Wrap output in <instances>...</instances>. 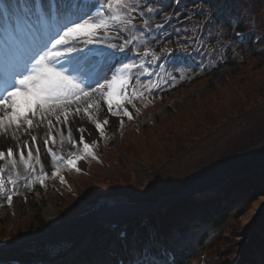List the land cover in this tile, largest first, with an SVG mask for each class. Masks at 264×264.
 <instances>
[{
    "label": "snow or ice",
    "instance_id": "6c2138e0",
    "mask_svg": "<svg viewBox=\"0 0 264 264\" xmlns=\"http://www.w3.org/2000/svg\"><path fill=\"white\" fill-rule=\"evenodd\" d=\"M161 10L147 0H11L7 5L0 0V140L10 137L15 141V151L13 147L0 148V201L6 199L7 205H12L20 180L26 181V188L45 184L50 177L44 171L42 154L51 157V178L66 183L65 168L80 172V162L98 159L97 140L88 142V129L77 127L78 123L87 121L105 138L108 114L120 118L122 127L124 117L133 118L126 105L138 113L134 101L158 89L164 82L162 75L175 81L167 64L181 59L176 53H188V45L177 41L173 48L165 43L158 52L150 46L152 40L158 45L167 39L170 33L164 31L165 26L173 15H180L168 14L161 22H152L151 16ZM175 31L179 34L181 29ZM186 39L191 42L190 37ZM198 43L203 45V41ZM82 44H103L108 50L84 51ZM195 51L203 55L199 47ZM97 56L99 60H95ZM117 63L111 78H106ZM141 77H146V82L142 83ZM22 135L30 141L22 140ZM38 139L42 143L38 144ZM57 143L71 146L66 158L54 150ZM117 264L158 261L146 247Z\"/></svg>",
    "mask_w": 264,
    "mask_h": 264
},
{
    "label": "trees",
    "instance_id": "16d2710c",
    "mask_svg": "<svg viewBox=\"0 0 264 264\" xmlns=\"http://www.w3.org/2000/svg\"><path fill=\"white\" fill-rule=\"evenodd\" d=\"M229 1L184 0L180 4L178 13L180 12V18L184 23L189 20L205 19L208 24L211 21L219 31H222L221 35L230 40L233 48L228 46L231 51L218 49L210 57V63L203 69L186 68L183 77L175 80L169 88L161 92L160 98L165 100L181 90L188 89L193 84L209 78L211 73L220 67L226 68L229 82L224 83L221 90L211 89L202 97L187 98L184 104L167 118L166 128L164 127L166 122L145 125V121L141 133L136 135L133 131L135 140L132 145L134 147L122 150L124 158L113 155L119 163L112 166V174L120 175L121 182L117 183L114 180L110 187L100 182H93L89 196L95 197L97 194L110 190L121 195L125 202L137 197L139 198L134 202H153L158 197L157 185L164 186L160 181L163 174L168 175L173 169H182L184 180L181 182H179L180 178L173 176L163 179L167 185V190L163 193L174 192L195 178L206 174L217 163L234 155L236 151L247 145L251 146L259 139V136H261L260 139L264 136L263 133L260 135L259 130L251 132L252 129L264 124V51L256 52L251 42L239 43L232 38L231 23L241 14L243 6L242 0H235L232 4ZM250 2L254 7L253 14L257 20L256 29L260 31L264 45V0ZM201 7H204L206 11L204 14L198 13ZM256 7L258 8L255 9ZM202 41V47L205 49L207 46L219 47L217 35H212L207 40L203 36ZM140 115L142 116L141 112ZM142 117L144 120L148 119L146 113ZM133 128L125 127L126 134H129ZM199 145L203 148L197 156L195 149ZM208 147L213 154L204 157L203 152ZM188 151H191V155L187 157L185 154ZM131 156L142 162L150 160V167L146 169L148 173L146 181L140 179L134 172ZM188 160L190 165L184 167ZM262 186H264V171L255 172L245 178L231 180L226 185L224 198L216 197L194 206H191V200H186L171 207L167 212L160 213L157 219L160 226H163L161 227L163 230L166 226L168 228L172 226L177 240L173 239L171 243L178 245L180 256L198 250L221 255L228 251V241L223 236L226 229L230 227L229 218L233 220L232 226L236 227L237 218L245 211L249 200L255 197H253L254 189ZM37 190L41 191L39 185ZM78 204L76 198L72 197V202L68 205L76 207ZM3 205H5L4 200ZM32 228H34L33 225L29 226L28 230ZM256 236L254 233V238ZM250 252L252 257H257L256 262H258L261 256L259 250L257 254L254 251Z\"/></svg>",
    "mask_w": 264,
    "mask_h": 264
},
{
    "label": "rangeland",
    "instance_id": "374dc122",
    "mask_svg": "<svg viewBox=\"0 0 264 264\" xmlns=\"http://www.w3.org/2000/svg\"><path fill=\"white\" fill-rule=\"evenodd\" d=\"M252 1V0H251ZM148 4L153 7V8H163L165 6V2L166 0H164V2H162L161 0H152L150 2V0H147ZM258 7H256L255 9H257ZM178 12V11H177ZM205 9L201 8L200 10H198L199 14H204ZM180 14V12H179ZM162 18H164L163 15H161ZM180 16V15H179ZM178 16V17H179ZM153 17V15L151 16V18ZM172 20L176 21L177 17L173 15ZM172 23V22H171ZM168 24L165 26L164 31L170 33V35L167 37V40L162 41L160 44H156V45H152L151 47H157V49L155 48V50L158 52L160 48L165 46V43H168V46L175 48L176 47V43L177 41H179L181 44H187L188 45V53H176V55H188L190 57H192L193 60H195V58L193 57V54H198L195 49L197 48V46L199 48H201V45L198 43L196 45V43L198 41H202L203 40V36L205 37V40L209 39L212 35H217L218 36V45L219 47H215V48H210L208 47L207 50H200L201 53L207 52V57H211L213 56L218 49H221L222 51H231V49L228 46H232V44L230 43V40L225 38L223 35H221L222 31H219V29L213 25V23L211 21H209V23H204L201 21H197V20H189L186 23H183V25L181 26V31L179 32V34H177V32L175 31V27H173L172 25ZM207 25V27H206ZM204 29H200L201 31H198V28H203ZM221 32V33H220ZM121 36L124 39H127V36L124 35L123 33H121ZM191 38V42H189L186 38ZM194 37L197 39V41L194 39ZM157 39H159V36L156 37ZM109 42L111 43H120V40H110ZM99 48H103L106 51L108 50L106 48V45L103 44H98ZM129 53H131V48H129ZM141 51H143V49H141ZM222 62L224 60L220 59ZM126 62V61H125ZM185 64H187V61H185ZM114 67H119V64H114ZM112 69V70H113ZM186 68L184 66H177L175 68H173L172 65L167 64V72L170 73L171 76L176 77V79L183 77L184 73L186 72ZM230 70V69H229ZM113 71H109L108 73H110L109 75L112 76ZM146 79H142L141 77V81L146 82ZM162 80L164 82H162L160 84V87L156 90H153L151 93H145V99H141V100H135L134 103L136 105V108L139 109V112L135 113V109L131 108L134 110L133 111V118L131 120H129L127 117H124V123L123 126L121 127L120 125V118L115 117L117 119V124L115 126V131L113 132L112 136L107 138H100L99 134L97 137H93V139L97 140V149L99 150V153H102V156L105 159H109L111 155H113V151L107 150V146H110V144H112V148H117L118 151H122L125 150L126 148H130V147H134L132 145V143L135 140V135L134 133L137 135V133L140 131L142 132V127L144 125V122L146 121L145 125H148L150 123L154 122V125H157L158 123L162 122H166V124H164V127H167V121H168V117L171 116V114L176 111L177 108L181 107L185 100L187 98H192V96H196V97H202L204 94L208 93L211 89H218L221 90V87H223L224 83L229 82V76H228V72L225 71V69H221L217 72H214L211 74V76H209V78L201 80L199 82H197L196 84H193L192 86H190L188 89H184L181 90L180 92H177L176 94H174V96L172 97H168L165 100H161L160 98V94H161V90L166 89L168 87H170L173 83V80L170 78L169 75H162ZM101 83L103 82V80L100 81ZM133 83H135V81H133ZM95 86V85H93ZM148 101H151L150 103ZM141 107V108H140ZM140 112L142 113V116H144V114L146 113L147 115V120H144V118L140 115ZM125 127L129 128V127H134L132 129V131L129 134H126L125 132ZM253 130H259L261 133L260 135H262V133L264 134V124L259 126V128H254L251 130V132ZM134 131V133H133ZM138 133V134H139ZM261 136H259V139L254 142L251 146H246L245 148H242L241 150L236 151L235 153L240 152V154H238V157H249L252 160H254V163H257L256 161L259 159H262V155H264V136L260 139ZM250 138V137H249ZM28 139V138H27ZM246 139V138H245ZM256 140V139H254ZM30 141V139H29ZM51 144V142H50ZM202 145L197 146V148L195 149V152L198 156V154H200L202 152ZM60 148L62 150V152L65 155V158L67 157V153L68 151L72 150L70 145H64V146H60L59 143H57V145L54 146V148ZM160 149V147H158ZM191 151H188L185 156H190ZM26 154V153H25ZM213 154V151L211 150L210 147H208L207 150H205L203 152V155L205 157L209 156ZM192 159V158H191ZM42 160V159H41ZM226 160V159H224ZM222 160V162L224 161ZM230 160V159H229ZM228 160V161H229ZM150 162V160H149ZM149 162H142L141 160H139V164L142 168H148L150 167V163ZM227 162V161H226ZM44 164V171L48 174V177H50L49 179H47L45 181V184L42 186L41 185V191H33L32 192V197L27 198V196L24 195V189H30V188H26L25 187V183L26 181L24 180H20L18 181L17 185H16V191L19 193L18 195H15L14 197L19 199V202L17 203V207L16 209L12 210V214L10 212H8L7 210H2L0 209V238L3 237H7L6 240H14L17 238V233L22 234L20 235L21 237H27L30 236L31 234H33L34 232H38V233H42L47 231L48 227L51 225V219L55 218L57 219H62V218H67L70 216V214L72 215V213H69L72 208H67L69 205V203L72 202V196L76 197L77 199H79L80 201H84V203H86L87 201H90L93 197L90 196L88 199L87 197H85L83 195L84 191H88L92 188L91 184L93 182L95 183H103L105 184V186H112L113 185V181L116 180L117 183L121 182V177L120 175L115 176L114 174H108V177L106 176L103 180H101L100 174L97 172V166L93 165L92 160L89 159L87 161H85V173L88 171H92V175L90 176H83V175H78V174H72L69 173V176L74 184V187L76 189V193L75 192H69L67 191L64 187L60 186L57 183V178H51V172L53 171L52 166L51 167H47L46 164L43 162ZM190 160L186 161V164H184V167L189 166L190 164ZM225 163V161H224ZM238 162L232 161L231 164H227L224 167H221L219 172L220 173H224V171L226 169H233L235 167H238ZM251 164H245L243 167H249ZM37 168V174L39 173V166H36ZM247 169V168H246ZM21 172V171H20ZM21 174H23V171L21 172ZM126 174V173H124ZM183 172L181 168H177V169H173L170 171V173L168 175L163 174L160 178H162V180H160L164 186L161 185H157L156 188V192L158 194V198L167 194H164L163 192L167 190V185L165 184V180L166 178H169L171 176H173L174 178H180L179 182H181L182 180V176ZM217 175V174H215ZM31 178V177H29ZM109 178V180L111 181L110 183H108L107 179ZM5 180H7V176H5ZM35 183H33L32 187L34 186ZM6 187H11V185H6ZM31 187V188H32ZM45 187H48L49 189H45ZM75 193V194H74ZM71 194V195H69ZM139 196V195H138ZM137 198H131V200L129 202L126 203H103V204H107L108 206H116V205H122L125 204L127 206H130V203H133L135 199ZM264 198V196H260L257 197L254 201L248 203L246 205V209L243 213L242 216H244L247 211L252 207L253 203H260L262 205L261 208H263V210H261V208L259 209V213L258 214H262L264 212V201H262L261 199ZM161 199V198H160ZM159 199V200H160ZM82 203V202H81ZM80 203V204H81ZM135 203V202H134ZM68 205V206H67ZM51 207L52 210L50 211V217L46 212V209ZM82 207V205H81ZM77 209H79V206L77 207ZM76 209V210H77ZM74 213V212H73ZM140 211H135L133 213V215H130V213H118L116 214L117 216H119L117 219H120L118 221H129V220H133L135 221L138 217L136 216H140L137 215L139 214ZM87 212H84V210H80V212L77 214L78 217H82L84 215H86ZM242 216L239 218V230L236 232V236H235V240H237L238 242V247L241 241H244V236L249 234L248 230H251L250 228H252L253 224L255 223L254 221H252L253 219L250 221L249 225H242ZM43 219V221L45 222L42 226L46 225L45 227H42L41 225L38 224V220ZM37 221V222H36ZM34 222V223H33ZM34 226L35 228H38L37 230H34L33 232L30 233H26L27 232V228L28 226ZM247 227L246 229L244 228ZM245 229V231H244ZM230 229L227 230V232H229ZM254 232V231H253ZM243 233V234H242ZM242 234V235H241ZM241 240V241H240ZM252 241V240H251ZM250 242H248L247 245H249ZM49 245L47 242L41 243V242H34V243H30L27 246H22L21 247V252H26V253H32V254H36V253H45L48 252V250L46 249V246ZM90 246L92 248V251L95 252H102V253H108L107 249H105L104 247L101 246V244H99L97 241L95 242V240L93 239V241L91 242ZM237 247V248H238ZM246 247V246H245ZM236 248V250L231 253L230 256L227 257V260H234V258L236 257L235 255L239 252V250ZM88 250L90 249V247L87 248ZM245 250V248H244ZM238 251V252H237ZM242 251V250H241ZM240 251V252H241ZM18 252H15V254H17ZM109 254V253H108ZM241 258L242 255L240 254ZM225 258H221V260L218 258L217 261L220 264L221 261H225ZM227 262V263H223V264H231V262ZM262 264V263H261Z\"/></svg>",
    "mask_w": 264,
    "mask_h": 264
},
{
    "label": "bare ground",
    "instance_id": "6f19581e",
    "mask_svg": "<svg viewBox=\"0 0 264 264\" xmlns=\"http://www.w3.org/2000/svg\"><path fill=\"white\" fill-rule=\"evenodd\" d=\"M11 2V0H2V3L4 4V5H7V4H9ZM42 3H47V0H46V2L44 1V0H42ZM2 19H3V14H2ZM3 24V21L0 23V25H2ZM92 46H95V49L96 50H104V51H106L105 49H103V48H99L98 46V44H91ZM2 46H3V41L2 40H0V50L2 51ZM85 45H81V47H82V49H83V47H84ZM87 48H89V47H91V46H86ZM100 59V57L99 56H97V57H95V60H99ZM91 63L92 62H90L89 63V66H91ZM106 78H108V79H110V76L108 75V72H107V74H106ZM128 108H129V110H130V107H129V105H126ZM104 109H105V114H107V106L105 105L104 106ZM131 111V110H130ZM109 115V120H110V123H109V125L106 127V135L107 136H112V134H113V132L115 131V126H116V122H117V119L115 118V117H111L110 116V114H108ZM84 126V127H86L87 129H88V133H86L85 135H86V139L88 140V139H92L93 137H97L98 136V133L97 132H95V130H94V126L93 125H91V124H89L87 121H83V122H80V123H78L76 126L77 127H80V126ZM65 133H66V130H65ZM35 134V133H34ZM90 134V135H89ZM74 135L76 136V138L78 139V136H79V134L78 133H75L74 132ZM28 138V140L30 139V137L29 136H27V135H22L21 136V139L22 140H24V139H27ZM58 139V138H57ZM40 143H42V141H40L39 139H38V144H40ZM7 147H13V149H14V151H15V141H12L11 140V138L9 137L6 141L5 140H0V148H4L5 150L7 149ZM96 151V150H95ZM41 159L43 160V162L46 164V166L49 168V167H51V163H50V161H51V157L50 156H44L43 154H42V157H41ZM235 161H237L238 163H240V164H238V165H241V164H245V163H248V162H250V159L249 158H247V159H241V160H239V159H236ZM83 165H85V163L84 162H80V167H82ZM21 172L23 171V168H22V166L20 167V169H19ZM70 188H72L73 190H74V188L72 187V185H70ZM74 191H76V190H74ZM262 201H264V198H262L261 199ZM17 203V202H16ZM262 207V205L260 204V203H253L252 204V207L247 211V213L244 215V216H242V225H248L249 223H250V221L253 219V217L255 216V215H257V213L259 212V209ZM52 210V208L51 207H49V208H47L46 209V212H47V214L49 215V217L51 216L50 215V211ZM128 212H131V208H126V207H113V206H111V207H105V208H103V209H101L99 212H98V215H96V216H99V215H104V216H109V215H114V214H116V213H128ZM93 217L94 216H89V219L91 220V221H89L88 220V218H87V221L86 220H78L77 222H74L73 223V229L69 226V227H67L64 231L66 232V233H63L62 235H63V238H67V237H65V236H70V237H68V238H75V239H78V238H80L81 236H87V233H88V225H89V222H92V219H93ZM67 221H69V220H66V221H64V222H67ZM51 222L55 225L54 227H53V229H56L59 225H60V220L58 221V220H56L55 218H53V219H51ZM64 224H66V223H64ZM61 227H63V226H61ZM60 228V227H59ZM52 231V230H51ZM47 233H49V232H47ZM47 234H45V233H41V234H38V233H34V234H32L29 238H27L28 240H27V242L28 241H35V240H47V238H45V236H46ZM42 239H41V238ZM45 238V239H44ZM60 238V236H58V239ZM58 239H55V240H58ZM84 242H85V239H84ZM14 244V243H13ZM12 245V244H11ZM14 245H17V244H14ZM15 247H17V246H15ZM14 246H12L11 247V250H14V249H16ZM10 250V251H11ZM78 254H79V252H78ZM87 261H91L92 260V254H90V252L89 253H86L85 251H83V253H80ZM22 255H25V254H22ZM25 257H26V255H25ZM77 258H80V255H78L75 259L73 258V260L70 262L69 260V262L70 263H65V264H76V263H79V264H87L86 262H84V261H82V259H77ZM78 260H80V261H78Z\"/></svg>",
    "mask_w": 264,
    "mask_h": 264
},
{
    "label": "water",
    "instance_id": "95a60500",
    "mask_svg": "<svg viewBox=\"0 0 264 264\" xmlns=\"http://www.w3.org/2000/svg\"><path fill=\"white\" fill-rule=\"evenodd\" d=\"M176 197H179V195H177ZM21 242L23 243V240H21Z\"/></svg>",
    "mask_w": 264,
    "mask_h": 264
}]
</instances>
